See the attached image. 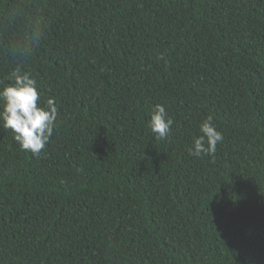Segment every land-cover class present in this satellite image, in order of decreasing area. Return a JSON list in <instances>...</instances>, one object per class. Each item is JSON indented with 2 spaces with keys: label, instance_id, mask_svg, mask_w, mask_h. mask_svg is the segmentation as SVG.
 Returning <instances> with one entry per match:
<instances>
[{
  "label": "trees",
  "instance_id": "1",
  "mask_svg": "<svg viewBox=\"0 0 264 264\" xmlns=\"http://www.w3.org/2000/svg\"><path fill=\"white\" fill-rule=\"evenodd\" d=\"M14 67L59 115L38 156L0 127V264H264V0H0Z\"/></svg>",
  "mask_w": 264,
  "mask_h": 264
},
{
  "label": "clouds",
  "instance_id": "2",
  "mask_svg": "<svg viewBox=\"0 0 264 264\" xmlns=\"http://www.w3.org/2000/svg\"><path fill=\"white\" fill-rule=\"evenodd\" d=\"M7 79L10 83L0 82V127L11 131L13 140L22 151L38 156L53 136L58 106L54 98L40 103L36 81L21 67H14ZM172 124L165 107L155 105L148 121L155 139H166ZM199 132L188 149L189 154L197 158L213 155L217 144L224 139L223 134L216 130L210 116L199 124Z\"/></svg>",
  "mask_w": 264,
  "mask_h": 264
}]
</instances>
